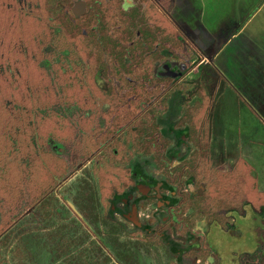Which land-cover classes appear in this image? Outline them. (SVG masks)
Returning a JSON list of instances; mask_svg holds the SVG:
<instances>
[{"label": "rangeland", "instance_id": "1", "mask_svg": "<svg viewBox=\"0 0 264 264\" xmlns=\"http://www.w3.org/2000/svg\"><path fill=\"white\" fill-rule=\"evenodd\" d=\"M108 1H103L101 9L108 10L113 4ZM130 1L125 0L128 5L123 7ZM262 1L144 2L151 22L166 28L163 36L186 38L180 47L174 46L175 51L182 49L194 64L193 72L177 83L182 85V96L175 95L173 88L163 96L164 106L148 113L166 130L181 117L187 94L195 88L184 82L198 79L202 88L201 96L190 98L189 103H201L196 125L206 148L196 151L200 157L190 153L183 160L187 146L192 147L190 141L185 138L179 145L169 133L173 151L167 155L170 165L162 173L152 155L131 149L134 143L129 129L116 141L131 150L127 156L120 152L121 159L112 157L114 148L109 145L99 149L106 131L111 130L106 118H112L114 109L110 97L100 91L106 88L102 65L108 59L99 57L101 53L97 55L88 42L84 45L76 40V46L66 41L50 14L52 8L61 7L59 0H0V195L10 197L5 198L6 205L0 204V264H210L213 253L204 250L206 242L219 249L225 264H236L237 256L251 252L248 247L253 232L246 230L251 223L249 215L264 205V122L239 105V117L250 123L237 128L235 106L227 112L222 101L225 92L230 98L234 91L227 86L225 91L218 66L202 61L198 47L201 49L203 42L216 47L226 43L219 61L231 62L238 61L237 48L247 52L249 47L242 46L254 42L264 56ZM89 7L88 0H74L72 11L82 15ZM244 23V29L236 34ZM253 50L257 52L255 47ZM166 56L148 66H154L157 76L174 77L179 64ZM228 80L235 89L236 78ZM227 121L232 125L227 126ZM242 159L249 164L255 181L242 186L250 189L246 190L250 200L235 208L225 206L226 186L218 179ZM173 170L181 174L178 181L170 180L175 176ZM128 173L153 178L159 183L156 192L180 203L192 237L185 226H175L166 207L156 208L154 199H142L140 178L139 192L130 195L127 208L121 201L113 205L117 194L132 187L127 183ZM33 194L38 195L37 201L27 202ZM18 201L20 206L12 209ZM110 206L115 212L109 211ZM133 207L139 226L131 221ZM11 209L9 217L6 213ZM83 210L88 217L82 215ZM142 226H149L150 231H140ZM162 234L188 250L182 263Z\"/></svg>", "mask_w": 264, "mask_h": 264}, {"label": "trees", "instance_id": "2", "mask_svg": "<svg viewBox=\"0 0 264 264\" xmlns=\"http://www.w3.org/2000/svg\"><path fill=\"white\" fill-rule=\"evenodd\" d=\"M103 1L105 0H88V4H92V7H89L86 13L77 15L72 11L74 0H59L61 7L57 10L52 8L53 11L50 12L54 20L60 26L64 36L67 37L66 41L69 44L72 45L76 43L77 46L76 40H82L84 41V45L86 42L92 45L96 49L97 55L101 53L99 57L103 58L105 57L104 55L107 56L108 63L106 62V64L102 65L105 70L104 80L106 82V88L100 91L110 97L114 109L110 111L113 119L106 118L108 121L107 124L111 130L106 131L107 137L104 136V139L100 141L99 149L101 150L105 148V145H109L116 151H113L112 157L117 155L116 158L121 159L120 156L124 155V153H126L125 155L127 156L131 150H128L123 143L116 141L123 131L129 129L134 143V147L131 149H136L152 155L156 166L162 173H164L168 165H170V157L168 158L167 155L173 151L169 148L172 143L168 138L169 133H172L176 141H179L177 142L179 145H182L183 142L185 143V138L188 139V142L190 141L192 147L187 146L189 154L187 151L183 160H185L190 153L191 155L194 153V157H200L199 154L196 155V151L206 148V144L198 137L200 132L196 125L201 103L198 101H195L193 105L189 103L190 98L198 95L201 96L202 94L201 83L199 86L198 79H191L184 82L188 86L195 85V88L187 94L188 98L184 103V107L186 106V108L183 110L181 117L175 123L169 124L168 129L162 131L159 124L155 122L154 117L148 113L152 112L151 109L154 110L155 107L160 108L164 106L162 100L163 96L168 95V92L172 91L173 88H175L177 92L181 91L182 85L179 84V86H177V83L193 68L194 64L185 58L183 50L179 49L175 51L176 47H174H180V44L183 43V40H186V38L180 39V37L176 35L174 40L170 39L171 34L167 37L163 36L166 28H159L154 22H151L143 7L146 0H131V4L126 8L123 7V2L125 0H111L113 4L108 6V10L107 7L101 9ZM108 3H110V1H108ZM125 5L128 4H124V6ZM109 9L113 11L111 12L112 17L110 20L106 18L107 14L110 12ZM166 54H169L170 58H173L179 64L178 69L174 70L177 74L176 77H172L171 74H161L157 76L153 74L154 66L152 68L148 66V64L154 63L157 60L166 59ZM112 120H116L117 122L113 123ZM185 130L188 131L187 134ZM196 137H198V140ZM120 152H122V154L119 156ZM203 157L204 159L207 158L206 155H203ZM172 169L175 168H171V170ZM174 172L175 176H172L170 179L173 182L175 180L178 181L181 175L176 171ZM128 175L130 179L127 183H130L132 187L120 194L116 193L117 195L115 194V199L112 202L113 205L120 202L121 198H126L131 194L139 192L137 188V178H140L143 187L142 199H146L147 202H153L154 199L155 202L153 203L156 208L162 206L166 207L169 211V216L173 218L175 226H185L186 232L190 233L192 237L190 232L191 226L186 224L187 219L183 216L185 208H181V205H179L180 203L175 199L156 192L155 188L158 187L159 183L153 178L142 174L135 177L130 173H128L127 176ZM218 180L222 183L221 185L225 184L226 186L225 197L223 198L225 206H232L235 208L240 204L246 205L250 200L249 191H246L250 189L247 187L243 190V188L248 186L250 181H255L251 176L249 164L245 161L238 160L235 165L230 168V171ZM188 183L190 187L192 185L191 181ZM124 186L125 185H123V188ZM240 186L244 187L241 188ZM168 189L172 192L170 187H168ZM252 189H255V187ZM189 194L192 196L196 195L192 192H189ZM37 196L38 195L33 194L30 199H27V202H36L38 199ZM0 197V204L4 202L6 205L4 201L5 198L10 199V197H2V195H0ZM11 197L14 198L15 196ZM139 200L140 199H138V201ZM182 200H184V198H182ZM19 202L20 201L17 202V205L11 206V208L14 209L20 206ZM259 206V212L253 211L249 215L251 223H249L250 226L246 229L249 234L253 232L250 237L252 242L250 247H248L251 249V252H243L237 256L236 264H264V205ZM12 209L9 213H6L9 214V217L13 214ZM109 209L110 212H115L113 206H110ZM82 215L84 217L89 216L86 210L82 211ZM233 216H235L236 219L239 217L238 214H234ZM6 220L5 218L3 223H5ZM122 227L123 226H121V228ZM174 229L175 228H173L172 231ZM140 231L147 233L150 231V227L142 226ZM162 237L169 243L171 251L177 256L179 263H182L185 253L188 250L185 251V248L173 242L168 235L162 234ZM204 250L213 253L210 264H225L222 262V259H220V251L215 245H209V242H206ZM127 262L128 261L124 262V264H127ZM100 264H105V262Z\"/></svg>", "mask_w": 264, "mask_h": 264}, {"label": "crops", "instance_id": "3", "mask_svg": "<svg viewBox=\"0 0 264 264\" xmlns=\"http://www.w3.org/2000/svg\"><path fill=\"white\" fill-rule=\"evenodd\" d=\"M263 2H264V0L260 3V6H262ZM258 10H259V8L255 12V14L259 13ZM262 23L264 24V19L262 20ZM245 25H246V23H244L239 28V30L236 34H238L240 31H242L244 29ZM190 40H191V37H190ZM253 43L252 44L249 43L247 45L242 46V47H246V46L249 47V51H247V52H244V49H242V51H240V49L237 48L236 49V55L238 52V55H237L239 57L238 61H233L231 59V62H228L225 60L219 61V57L223 53V47L225 46L226 43H224V45H221L220 47H216V46L212 45L210 42H207V43L203 42L205 47L203 46L201 49L196 45L198 47V51L201 52V57H203L202 61H204L203 59H205L207 62L211 63L212 65H214L216 63V67L218 66L217 68L219 69V73H220V76H219L220 81L222 80V84H223L225 91H227L226 86L228 88H230L229 91H234V96L231 95L230 98L227 96V94L225 92L222 101L225 104V111H227V112L231 111L232 106H235L236 111H237V114H236V116H237L236 117V123L237 124H235V125H237V128L241 127V126L244 127L250 123V122H248V120L241 119L239 117L240 116L239 112L241 110L240 106H242V107L244 106L246 108L247 112H251V114L254 115L259 121L261 120L264 122V56H263V53L259 52L261 50H258L257 46L254 45ZM257 43L258 42H256L255 44H257ZM254 47L256 48L257 52L256 51L254 52V50H253ZM262 50L264 52L263 47H262ZM209 68H210V66H209ZM192 70L193 69H191L184 76L187 77V75L190 74ZM173 73H175V71ZM176 75L177 74L175 73L174 77H176ZM229 77L236 78L235 89L231 86V82L228 80ZM182 78L179 80V82H181ZM220 90L222 92H224L223 89L220 88ZM175 95L182 96L179 92H177ZM181 104H180L179 108H181ZM171 108H173V107H171ZM168 109H170V107H168ZM242 110H244V109H242ZM225 115H227V114H225ZM228 119L229 118L227 116H225V120H228ZM228 122L229 121H227V126L232 125V124H229ZM250 130H251V128L249 129V131ZM237 131L239 132V129H237ZM256 135H257V132H256ZM241 136H243L242 140L245 141V139L247 137H244V133ZM252 137H254V136L252 135ZM245 150H246V154L250 153V151L248 149L245 148L244 151ZM244 157H245V155H244ZM244 159L247 160V157H245ZM243 161H245V160H243Z\"/></svg>", "mask_w": 264, "mask_h": 264}, {"label": "water", "instance_id": "4", "mask_svg": "<svg viewBox=\"0 0 264 264\" xmlns=\"http://www.w3.org/2000/svg\"><path fill=\"white\" fill-rule=\"evenodd\" d=\"M130 198H131V196L129 195L126 198L121 199V202L123 203L125 209L127 208L128 199H130ZM131 221L133 223H135L136 226H139V224L136 222V209H135V207L132 208Z\"/></svg>", "mask_w": 264, "mask_h": 264}]
</instances>
